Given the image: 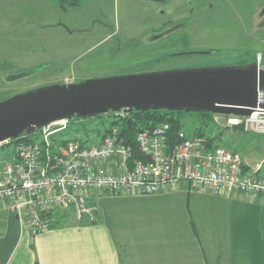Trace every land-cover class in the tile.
I'll use <instances>...</instances> for the list:
<instances>
[{"label": "rangeland", "instance_id": "rangeland-1", "mask_svg": "<svg viewBox=\"0 0 264 264\" xmlns=\"http://www.w3.org/2000/svg\"><path fill=\"white\" fill-rule=\"evenodd\" d=\"M78 1L66 27L55 24L61 0H0V101L67 78L236 65L264 56V0ZM39 15L45 24L25 20ZM114 118L98 120L108 126ZM92 120L84 119L97 123ZM184 121L189 132L201 125L196 115ZM82 126L76 120L72 131ZM208 131L251 164L264 159V133L225 128L215 118ZM60 214L78 221L70 211Z\"/></svg>", "mask_w": 264, "mask_h": 264}, {"label": "built area", "instance_id": "built-area-1", "mask_svg": "<svg viewBox=\"0 0 264 264\" xmlns=\"http://www.w3.org/2000/svg\"><path fill=\"white\" fill-rule=\"evenodd\" d=\"M214 118L225 128L243 125L264 133V109L250 116ZM171 128L169 122L159 123L138 131L132 142L117 123L69 133L70 120L63 119L36 130L35 139L24 135L2 141L0 205L7 204L20 226L36 235L51 228L61 212L74 213L78 221L86 215L93 218L96 198L103 192L143 195L187 184L214 194L264 197L262 166L251 169L240 152L212 140V135L181 129L173 140Z\"/></svg>", "mask_w": 264, "mask_h": 264}, {"label": "crops", "instance_id": "crops-1", "mask_svg": "<svg viewBox=\"0 0 264 264\" xmlns=\"http://www.w3.org/2000/svg\"><path fill=\"white\" fill-rule=\"evenodd\" d=\"M243 159L264 169V159ZM96 203L95 217H66L36 235L1 204L0 264H264L261 195L183 184L153 194L103 192Z\"/></svg>", "mask_w": 264, "mask_h": 264}, {"label": "water", "instance_id": "water-1", "mask_svg": "<svg viewBox=\"0 0 264 264\" xmlns=\"http://www.w3.org/2000/svg\"><path fill=\"white\" fill-rule=\"evenodd\" d=\"M134 109L250 116L264 109V63L208 66L65 81L0 101V142L63 119Z\"/></svg>", "mask_w": 264, "mask_h": 264}, {"label": "trees", "instance_id": "trees-1", "mask_svg": "<svg viewBox=\"0 0 264 264\" xmlns=\"http://www.w3.org/2000/svg\"><path fill=\"white\" fill-rule=\"evenodd\" d=\"M62 5L65 4H71L76 5L79 3L78 0H61ZM257 59V56L255 57V60ZM263 62H264V56H263ZM249 63V62H246ZM246 63H240V64H246ZM113 113L115 118L110 123H117L121 126L122 133L127 137L129 141H132L135 139V135L138 131L152 128L153 126L162 123V122H169L172 126L171 128V138L175 140V135L177 132L181 129L186 130V123L184 121L186 116L190 115H196L197 119L200 121L201 125L193 130L190 133L200 134V135H209L208 126L210 121L214 118L215 114L212 112H195V111H187V110H169V109H148V110H137L134 109L131 112H125L123 116H119L116 114V112H108L106 114H97L91 118H93L92 121L96 120L95 122H87L84 121L87 118H80V117H74L70 119V131L71 133L72 127L75 124L76 120L82 121V129H88L90 126H100L104 125L103 120H98V118L104 117L108 114ZM95 123V124H94ZM238 127L241 130H246L243 125L235 126ZM212 134V133H211ZM212 140H217V137L213 135ZM220 143V142H219ZM136 153L137 155L141 156V151L136 147ZM66 217H63L59 213L58 217L52 222L51 227H57V226H63L66 223ZM35 264H39L38 261L35 262Z\"/></svg>", "mask_w": 264, "mask_h": 264}, {"label": "flooded vegetation", "instance_id": "flooded-vegetation-1", "mask_svg": "<svg viewBox=\"0 0 264 264\" xmlns=\"http://www.w3.org/2000/svg\"><path fill=\"white\" fill-rule=\"evenodd\" d=\"M79 4H80V2H79ZM72 8H76V5H72V6H66V5H64L63 7H62V9L64 10V11H59L58 12V14H57V12L55 13V14H57V16H56V22L57 23H55V24H58V23H60L59 21H61L63 24H65V26L67 25L68 27H70V23H69V21L66 19L67 18V14H68V12H69V9L71 10ZM65 17V19H63L62 17ZM39 18H41V16L39 15V16H37V17H35V16H29V19H25L27 22H31V23H34L35 21H39L40 23H41V25H42V23L43 22H41V20L39 19ZM42 19V18H41ZM43 24H45V23H43ZM48 24V23H47ZM49 25V24H48ZM62 25V24H61ZM66 26V27H67ZM262 55V54H261ZM262 58H263V55H262ZM74 78H67L66 79V81L67 80H69V81H72ZM73 81H76V79H74Z\"/></svg>", "mask_w": 264, "mask_h": 264}]
</instances>
